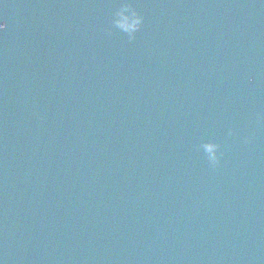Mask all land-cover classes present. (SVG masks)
Wrapping results in <instances>:
<instances>
[{"label":"water","instance_id":"obj_1","mask_svg":"<svg viewBox=\"0 0 264 264\" xmlns=\"http://www.w3.org/2000/svg\"><path fill=\"white\" fill-rule=\"evenodd\" d=\"M119 3L134 38L106 30ZM0 20L4 264H264L262 0H2Z\"/></svg>","mask_w":264,"mask_h":264},{"label":"clouds","instance_id":"obj_2","mask_svg":"<svg viewBox=\"0 0 264 264\" xmlns=\"http://www.w3.org/2000/svg\"><path fill=\"white\" fill-rule=\"evenodd\" d=\"M111 7L109 26L106 29L108 34L117 31L129 38H134L143 26L144 16L129 3L112 4ZM6 28L7 24L0 20V32H3ZM233 134L234 130L229 129L228 135ZM201 149L210 166L215 167L220 163V145L218 143L212 140L206 141L201 145ZM0 264H4L2 259H0Z\"/></svg>","mask_w":264,"mask_h":264}]
</instances>
